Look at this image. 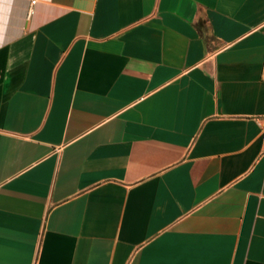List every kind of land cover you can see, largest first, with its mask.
<instances>
[{
  "label": "crops",
  "instance_id": "0c3cea01",
  "mask_svg": "<svg viewBox=\"0 0 264 264\" xmlns=\"http://www.w3.org/2000/svg\"><path fill=\"white\" fill-rule=\"evenodd\" d=\"M264 0H0V264H264Z\"/></svg>",
  "mask_w": 264,
  "mask_h": 264
},
{
  "label": "built area",
  "instance_id": "2783aa9c",
  "mask_svg": "<svg viewBox=\"0 0 264 264\" xmlns=\"http://www.w3.org/2000/svg\"><path fill=\"white\" fill-rule=\"evenodd\" d=\"M30 2L32 3L33 0H30ZM262 76L264 78V73ZM258 123H259V128H260V136L262 139H264V113L260 116Z\"/></svg>",
  "mask_w": 264,
  "mask_h": 264
}]
</instances>
